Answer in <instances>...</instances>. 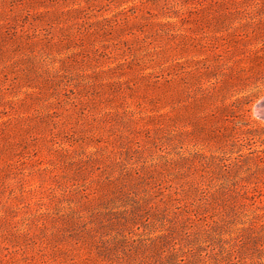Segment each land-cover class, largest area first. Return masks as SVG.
<instances>
[{"label":"rangeland","instance_id":"rangeland-1","mask_svg":"<svg viewBox=\"0 0 264 264\" xmlns=\"http://www.w3.org/2000/svg\"><path fill=\"white\" fill-rule=\"evenodd\" d=\"M263 99L264 0H0V264H264Z\"/></svg>","mask_w":264,"mask_h":264},{"label":"trees","instance_id":"trees-1","mask_svg":"<svg viewBox=\"0 0 264 264\" xmlns=\"http://www.w3.org/2000/svg\"><path fill=\"white\" fill-rule=\"evenodd\" d=\"M261 197H264V191L258 186H255L251 191L246 192L244 197L242 196L245 201L239 205L241 211L235 214L247 221L249 229L251 227H257L264 233V212L259 206L263 203Z\"/></svg>","mask_w":264,"mask_h":264},{"label":"water","instance_id":"water-1","mask_svg":"<svg viewBox=\"0 0 264 264\" xmlns=\"http://www.w3.org/2000/svg\"><path fill=\"white\" fill-rule=\"evenodd\" d=\"M263 107L257 106V113L264 119V99L262 100Z\"/></svg>","mask_w":264,"mask_h":264},{"label":"bare ground","instance_id":"bare-ground-1","mask_svg":"<svg viewBox=\"0 0 264 264\" xmlns=\"http://www.w3.org/2000/svg\"><path fill=\"white\" fill-rule=\"evenodd\" d=\"M259 105H260V107H263V103H262V101H261V103H260ZM259 105H258V106H259Z\"/></svg>","mask_w":264,"mask_h":264}]
</instances>
